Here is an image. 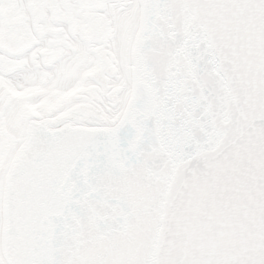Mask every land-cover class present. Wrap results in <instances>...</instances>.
Instances as JSON below:
<instances>
[{
  "label": "snow or ice",
  "instance_id": "1",
  "mask_svg": "<svg viewBox=\"0 0 264 264\" xmlns=\"http://www.w3.org/2000/svg\"><path fill=\"white\" fill-rule=\"evenodd\" d=\"M0 264H264V0H0Z\"/></svg>",
  "mask_w": 264,
  "mask_h": 264
}]
</instances>
